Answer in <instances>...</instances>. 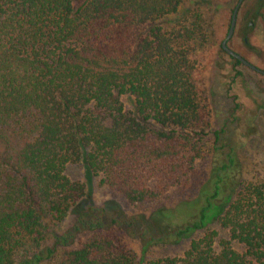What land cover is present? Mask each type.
I'll list each match as a JSON object with an SVG mask.
<instances>
[{"label": "trees", "instance_id": "obj_1", "mask_svg": "<svg viewBox=\"0 0 264 264\" xmlns=\"http://www.w3.org/2000/svg\"><path fill=\"white\" fill-rule=\"evenodd\" d=\"M184 1L0 0V264H264V181L241 178L230 146L188 203L194 218L158 236L84 209L85 184L66 175L84 162L99 185L147 206L189 185L202 141L217 148L224 129H212L193 47L207 40L206 0L165 23ZM69 214L71 229L53 233ZM182 240L180 255L145 258Z\"/></svg>", "mask_w": 264, "mask_h": 264}, {"label": "rangeland", "instance_id": "obj_2", "mask_svg": "<svg viewBox=\"0 0 264 264\" xmlns=\"http://www.w3.org/2000/svg\"><path fill=\"white\" fill-rule=\"evenodd\" d=\"M236 1L206 0L201 5L207 40L193 45L195 56L205 66L201 79L208 89L212 129H224L217 148L214 150L213 136L202 141L200 146L204 156L196 162L189 185L186 188L172 187L157 203L140 207L130 206L119 193L99 185L98 178L90 174L84 162L69 164L66 175L86 186L81 202L84 209L88 206L103 209L105 218L108 215L131 218L154 236L170 231L194 218V210L188 203L198 197L212 165L222 159L229 146L236 152L241 178L264 181V77L244 66L234 67L232 60L220 52V43L226 36ZM193 8H196L194 1L185 0L177 14L165 18V23L170 26L183 21L185 13ZM236 18L237 25L227 42L228 47L264 70V0H244ZM123 102L126 108H132L129 98H123ZM221 210L218 208L217 213ZM74 220L75 215L69 214L50 229L55 234H63L71 229ZM209 226L214 227L213 223ZM220 234L224 235L223 231ZM80 240H83L82 234L75 237V242ZM127 243L129 250L140 256L141 241L129 239ZM187 244V240H182L176 244L150 247L145 258L180 255ZM236 248L241 249L237 245Z\"/></svg>", "mask_w": 264, "mask_h": 264}, {"label": "water", "instance_id": "obj_3", "mask_svg": "<svg viewBox=\"0 0 264 264\" xmlns=\"http://www.w3.org/2000/svg\"><path fill=\"white\" fill-rule=\"evenodd\" d=\"M244 0H237L234 8L231 11V16H230V22H229V27L226 33V36L224 37V39L221 41V47L222 49L231 57L237 59L239 62H241L243 65L250 67L252 69H255L256 71L263 73V70H260L259 68L255 67L253 64L249 63V61H247L245 58H243L241 55H239L238 53L234 52L232 49H230L227 45V42L229 41V39L231 38V36L234 33V28H235V23H236V17H237V13L239 10V7L241 6L242 2Z\"/></svg>", "mask_w": 264, "mask_h": 264}, {"label": "flooded vegetation", "instance_id": "obj_4", "mask_svg": "<svg viewBox=\"0 0 264 264\" xmlns=\"http://www.w3.org/2000/svg\"><path fill=\"white\" fill-rule=\"evenodd\" d=\"M237 2V1H236ZM236 4V3H235ZM235 6V5H234ZM234 8V7H233ZM236 20H237V18H236ZM249 25L251 24V22H249L248 23ZM236 25H237V21H236V23H235V27H236ZM229 27V26H228ZM235 29V28H234ZM232 37V36H231ZM235 52V51H234ZM226 53V52H225ZM227 54V53H226ZM228 55V54H227ZM233 58V57H232ZM247 60V59H246ZM248 61V60H247ZM241 63V62H240ZM250 63V62H249ZM252 64V63H251ZM243 65V64H242ZM254 65V64H253ZM244 67H246L248 70H250L252 73H254V74H258V75H260V76H262V77H264V74L263 73H260V72H258V71H256L255 69H252V68H250V67H247V66H245V65H243ZM255 67H257L256 65H254ZM257 68H259V67H257ZM260 69V68H259ZM260 70H263V69H260ZM264 71V70H263Z\"/></svg>", "mask_w": 264, "mask_h": 264}]
</instances>
